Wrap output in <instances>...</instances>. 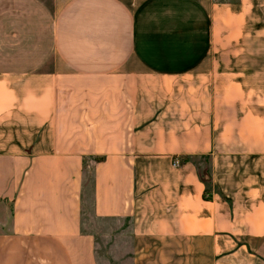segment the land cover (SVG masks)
Returning <instances> with one entry per match:
<instances>
[{
  "label": "crops",
  "instance_id": "0c3cea01",
  "mask_svg": "<svg viewBox=\"0 0 264 264\" xmlns=\"http://www.w3.org/2000/svg\"><path fill=\"white\" fill-rule=\"evenodd\" d=\"M89 156L128 264H264V0H0V264H98Z\"/></svg>",
  "mask_w": 264,
  "mask_h": 264
},
{
  "label": "rangeland",
  "instance_id": "374dc122",
  "mask_svg": "<svg viewBox=\"0 0 264 264\" xmlns=\"http://www.w3.org/2000/svg\"><path fill=\"white\" fill-rule=\"evenodd\" d=\"M161 79H156L154 77L145 78V93H148L146 98H153L154 91L157 90V86L161 83ZM167 86L176 83H185L184 80H165ZM168 97V96H166ZM173 98H175L173 96ZM169 101V100H166ZM181 102H184V99H180ZM93 105V104H92ZM91 105V106H92ZM98 112H93L92 115ZM114 118H122V115H125L122 112L114 113ZM96 116H89L88 118L96 119ZM99 117V114H98ZM124 118V117H123ZM73 134L72 132H68ZM70 139V140H69ZM74 140V143H73ZM76 140L71 138H65L63 144L64 149L70 150L71 147H75ZM96 157L100 156H89L83 160L82 164V230L83 232L91 233L96 238L97 244V255H98V264H128L130 251V241L128 238H123V234L128 235V223L123 219H106L98 218L94 214V172L97 164ZM184 159H187L188 162L195 165L198 169L199 176L202 181L207 175L209 178L208 170V159L203 156H193V157H182L178 160V166L182 164ZM101 163V162H100ZM206 186V191L208 195L210 194V182L204 183ZM5 219V217H4ZM7 219V216H6ZM6 221V220H5ZM255 246L258 247L255 243ZM114 250V251H113ZM113 251V252H112Z\"/></svg>",
  "mask_w": 264,
  "mask_h": 264
},
{
  "label": "trees",
  "instance_id": "16d2710c",
  "mask_svg": "<svg viewBox=\"0 0 264 264\" xmlns=\"http://www.w3.org/2000/svg\"><path fill=\"white\" fill-rule=\"evenodd\" d=\"M103 161H104V157H96V162L97 163H100V162H103ZM183 161H184L183 163L188 162L187 159H184ZM206 183H209V181L206 182ZM203 199L206 200V201L210 200V197L208 196V191H206V190L204 191Z\"/></svg>",
  "mask_w": 264,
  "mask_h": 264
},
{
  "label": "water",
  "instance_id": "95a60500",
  "mask_svg": "<svg viewBox=\"0 0 264 264\" xmlns=\"http://www.w3.org/2000/svg\"><path fill=\"white\" fill-rule=\"evenodd\" d=\"M209 179H210V178H209L207 175H205V178L203 179V180H204L203 182H204V183H205V182H208Z\"/></svg>",
  "mask_w": 264,
  "mask_h": 264
},
{
  "label": "built area",
  "instance_id": "2783aa9c",
  "mask_svg": "<svg viewBox=\"0 0 264 264\" xmlns=\"http://www.w3.org/2000/svg\"><path fill=\"white\" fill-rule=\"evenodd\" d=\"M178 164H179V163H178V160L175 159V160L173 161V166H178Z\"/></svg>",
  "mask_w": 264,
  "mask_h": 264
}]
</instances>
